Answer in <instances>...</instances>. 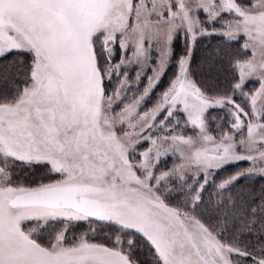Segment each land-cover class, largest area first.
Here are the masks:
<instances>
[{
	"label": "snow or ice",
	"instance_id": "1",
	"mask_svg": "<svg viewBox=\"0 0 264 264\" xmlns=\"http://www.w3.org/2000/svg\"><path fill=\"white\" fill-rule=\"evenodd\" d=\"M241 35L243 57H213L232 69L230 92L209 94L191 77L196 42ZM181 37L178 74L144 108ZM13 51L31 60L27 68L19 62L22 84L4 75L12 94H0V264H138L141 240L154 264H264V195L224 198L240 178L264 176V0H0V57ZM127 65L150 66L142 92L130 88ZM250 80L259 87L244 91ZM216 108L228 130L213 136ZM169 156L181 163L160 171ZM241 161L249 167L215 183L218 171ZM38 165L58 178L35 186L15 179L18 167ZM209 187L215 217L197 211ZM175 191L181 206L168 202ZM82 222L111 226V245L87 233L70 240ZM244 234L256 243L249 247Z\"/></svg>",
	"mask_w": 264,
	"mask_h": 264
},
{
	"label": "trees",
	"instance_id": "2",
	"mask_svg": "<svg viewBox=\"0 0 264 264\" xmlns=\"http://www.w3.org/2000/svg\"><path fill=\"white\" fill-rule=\"evenodd\" d=\"M241 3H248L249 0H240ZM219 27V25H217ZM243 42L238 39L236 41H226L221 36H212L205 37L199 39L194 47L193 54L190 61V73L191 77L196 80L201 85H206L209 91V94H213V90L215 92H225L231 90V86L234 83L233 80V72L229 66L228 61L225 59L221 64L220 61L213 62V57L216 55L217 50H221L228 55H239L244 56L245 53L241 51ZM185 46L183 37L178 38L174 41L173 44V56L171 61L167 67L165 75L161 78L156 87L152 90V94L147 99L144 108H150L160 96V94L167 89L169 86L170 80L174 78L178 71V59L180 56L185 54ZM250 52H247L249 55ZM153 60H155V53H152ZM120 55H116L114 58V63L119 61ZM24 62V67L27 68L28 63L31 60V57L26 53H19L13 51L6 56L0 58V94H12L13 84H5L3 82V77L7 74V77L10 81H14L15 84H22V79L16 77V71L20 68V61ZM151 64V63H150ZM128 78H129V86L131 89H136L137 87L142 92L143 88L147 86V76L152 75V71L150 70V66H137V65H127ZM124 69L122 68L121 71ZM141 72V79L139 82H136L135 76L137 72ZM23 73H21V76ZM119 81L113 77V81L111 84H108L106 81V86L109 91L115 88ZM257 81H248L246 82V86L244 91L253 90L255 86H257ZM128 95H132V92L129 91ZM234 99L237 103H243V97L237 93L234 96ZM210 115L212 117H218L219 119L210 120L209 121V129L210 133L213 136H218L220 129L223 128L225 131L228 130V124L224 120L226 116L225 111L220 109H211ZM179 131V130H178ZM191 126H189L186 130H184V135H192ZM148 145L143 144L142 151ZM181 163V160L174 156H169V158L162 159L159 164L160 171H167L173 168L175 165ZM249 167V162L241 161L234 165L226 166L224 169L218 171L214 175V181L216 184L221 182L224 179H227L234 173L247 169ZM188 175V174H186ZM57 176L50 174L48 172V168L46 166L38 165L31 168L27 167H18L15 170V179L19 182H22L26 186H35L39 182H49L50 180L55 179ZM174 180V179H173ZM192 183L191 180L188 181ZM176 184L179 183L178 180L175 181ZM211 183V182H210ZM171 186V182L170 185ZM214 187V185H213ZM213 187L208 188V192L204 195L205 206H202L198 209V214H203L208 216L211 214L213 217L219 215V213L212 212V205L208 204V196L209 193L213 192ZM225 196L227 199L230 195L237 204L241 203V197L245 203H253L258 202L262 195H264V176H245L240 178L237 182L230 186L229 189L224 190ZM183 197L180 196L178 191L172 193L170 197H168V202L172 206H181ZM214 203V201H213ZM207 209V210H205ZM230 231L232 230V225H228ZM94 229V231L92 230ZM52 233V228L49 227L46 231H44L40 237L41 242L47 243L50 239V234ZM88 234V239L91 240L93 237L100 241H103L107 245H111V238L113 237L114 229L108 225H102L99 223H92L89 225L86 222H82L79 225L72 228V230L68 233V237L71 240L73 236L79 238L81 234ZM247 243H249V247L256 243L255 236L244 234L242 237ZM134 257L138 260V264H154L153 261V253L149 250V247L141 240L138 243V247L134 250ZM140 260V261H139Z\"/></svg>",
	"mask_w": 264,
	"mask_h": 264
},
{
	"label": "rangeland",
	"instance_id": "3",
	"mask_svg": "<svg viewBox=\"0 0 264 264\" xmlns=\"http://www.w3.org/2000/svg\"><path fill=\"white\" fill-rule=\"evenodd\" d=\"M204 18V16L202 15L201 16V19H203ZM226 19H227V16L225 17ZM238 39H240V40H242V42L244 43V41H245V39H246V37H244L243 35H241ZM250 52V51H249ZM9 54V53H8ZM251 54V53H250ZM249 54V55H250ZM7 55V54H6ZM5 55V56H6ZM116 55H120L121 56V54L119 53V52H117V54ZM128 55H131V53L129 52L128 53ZM0 58H2V57H0ZM119 59H120V57H119ZM152 59H153V55H152ZM151 63V62H150ZM178 72H179V68H178V71H177V74H178ZM250 81H256V80H250ZM248 82V81H247ZM258 82V81H257ZM259 87V83L257 84V86H255L254 87V89H256V88H258ZM129 96H130V94H129ZM216 109H219V108H216ZM117 111H119L120 109L119 108H117L116 109ZM211 110V109H210ZM134 138V137H133ZM141 148H143V144L142 145H140L139 146V148H138V150L139 151H142V149ZM167 158H169V157H167ZM166 158V159H167ZM186 174H190V171L189 172H187ZM254 176H258V175H254ZM56 178H58V176L56 177ZM55 178V179H56ZM173 179H175V178H173ZM31 223H33V222H25V224H24V226L25 227H27L29 224H31ZM82 235V234H81ZM81 235H79V237L81 236ZM89 236H88V234H87V238H88ZM90 242H93V243H103V244H106V243H104L103 241H100V240H98L97 238H96V236L95 237H93L91 240H89ZM107 245V244H106ZM135 258V257H134ZM136 259V258H135ZM136 260H138V259H136ZM140 261V260H139Z\"/></svg>",
	"mask_w": 264,
	"mask_h": 264
}]
</instances>
